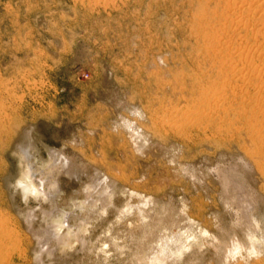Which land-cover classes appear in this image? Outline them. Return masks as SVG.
Returning a JSON list of instances; mask_svg holds the SVG:
<instances>
[{"label": "rangeland", "instance_id": "obj_1", "mask_svg": "<svg viewBox=\"0 0 264 264\" xmlns=\"http://www.w3.org/2000/svg\"><path fill=\"white\" fill-rule=\"evenodd\" d=\"M232 166L264 227V0H0V264H133L164 209L214 232ZM99 177L114 192L103 213L70 204ZM47 180L57 220L70 214L61 232L82 222L85 242L39 256L23 215L48 224L31 188ZM133 198L153 200L143 226L119 219Z\"/></svg>", "mask_w": 264, "mask_h": 264}, {"label": "bare ground", "instance_id": "obj_2", "mask_svg": "<svg viewBox=\"0 0 264 264\" xmlns=\"http://www.w3.org/2000/svg\"><path fill=\"white\" fill-rule=\"evenodd\" d=\"M130 122H133V121H130ZM133 128H134L135 133L137 134L141 133V130H140L141 127L139 128L136 124H134ZM19 148L21 149L23 154L27 156L28 147L25 145L23 146L21 145ZM60 166H63V165L60 164ZM233 166L228 167V168L227 167L221 168L218 170V174L220 175L219 176L220 181H218V183L220 182V185L218 184L220 187L219 189L220 191L218 194H220L219 196L222 198L225 204L223 208H225L226 206L228 211L231 209L230 210L231 213L229 212L230 216L228 215L229 218H226L225 224L224 223L218 224L216 226L217 227L216 231L213 232L210 229L206 230L203 227L198 228V227L188 224L187 221L190 220L189 216L187 217L183 216L185 218L181 216L182 219L176 220L175 218L177 219L178 217L180 218L179 215L178 217L173 218L172 214L168 216L166 213L167 211L164 209L162 210V214L160 213L161 214L160 218H157L154 222L153 220H151L149 223L145 225V226H150V229L146 231L147 234L145 235H143L144 233L141 234L143 236L142 238L144 239V240L141 239V241L139 240V242H141V244L140 243L139 244L141 245L140 247H142V250L140 252L135 253L133 264H137V263H141V264H191L192 263L194 264L195 262H193V260L198 258L197 251L200 250L202 246L206 249H211V251L213 250L212 254L215 256L213 257L215 258V264H229V263H232L233 259L237 256H239L240 258L242 257L244 258L245 255L249 256L251 254H258V253L263 252L264 251V229H263L264 227L260 225V221H259L260 217L257 216L259 214L258 211L260 209V206H259L260 200L255 197V195L252 192L253 190L249 185H246V184L243 185L244 183L241 184L240 183L241 181L240 182L235 181V175L237 174L239 170L235 172ZM33 175H36V174H33ZM245 176H247V174ZM47 181L40 182L38 187H35L34 185L31 186L32 194L34 195L36 199H40L43 201L47 200L50 203L49 209H45L43 207L40 209V212H39L40 217L44 221L46 220V222L44 223L48 222V224H45L46 227L43 225L44 228H40V229L33 228L32 217L34 216V213H35L34 210L32 209H27L26 211L24 210V215H23V218H25L23 220H26L25 223L27 222L26 224L27 229H29V231L32 233L31 235H33V237L35 238L36 246L38 250L37 253L39 252V256L42 255L43 253H46L47 256H53L54 250L56 249V247L65 246L66 242L68 244V241L71 240V239L69 240V236H71L72 233L74 234L73 237H75L77 241L81 242V244L84 241L83 232H82L83 230L81 229V226L83 225L82 222H77V227L75 228L76 230L71 229L72 232L70 231V226H68L69 230L67 229L68 227L66 226L65 232H61V228L64 227L62 225H64V223H67L66 220H68V217L70 214L68 213L69 215L65 216L64 223L60 220H57L61 216H59L60 212L56 209V207L52 205L53 202H52V195H51L52 191L54 192L55 186H53L54 184L52 182H49V181L47 182ZM49 184L51 186H49ZM21 186H22L21 187L22 191L24 192L29 191L26 185L22 184ZM83 190L84 192H86V197H83L82 198L83 200H79L77 202L72 201L70 204L73 205L74 207H80V209L79 208L78 209L79 210L83 209V211H85L86 214H89V212L93 209L98 210V212H101L102 210H104L103 208L107 209L106 207L108 206V196L111 193L114 194L113 190H111V184L110 185L108 184L107 178L105 177H99L98 179L92 180L89 183V185H87L86 187L84 186ZM40 200L38 201L40 202ZM98 201L100 202V205L97 204ZM84 203H86L85 206H83ZM151 203H153L152 199L145 198L143 201H141V200H137L133 198L131 202L130 201L127 202L126 209L123 215H119V219L120 220L126 219L127 215L133 212L135 215L134 219L139 222L138 225L140 224L143 226V224L141 223L147 217L145 215H143L142 217H139L137 216V214L143 213L145 211V207L150 206ZM182 212L184 213V211ZM70 217L71 219L73 218L72 216ZM56 220L57 222H55ZM182 221L184 222L183 225H181V223H183ZM73 222L71 224H73ZM173 227L177 228L176 229L177 231H173ZM163 230H165V232ZM70 238H72V236ZM228 242L231 244L228 245ZM104 243L102 245H105ZM115 248L116 247H114V249ZM100 249L102 250V248ZM104 250L107 251L106 249ZM188 250H189L188 252L189 254L185 258L186 256L185 253ZM190 252H193V254ZM200 252H202V250ZM210 264H212L211 261H210Z\"/></svg>", "mask_w": 264, "mask_h": 264}]
</instances>
